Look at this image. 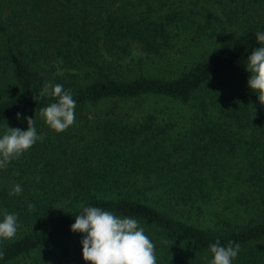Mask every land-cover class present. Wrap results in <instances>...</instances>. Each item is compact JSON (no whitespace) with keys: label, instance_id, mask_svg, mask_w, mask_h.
Masks as SVG:
<instances>
[{"label":"trees","instance_id":"trees-1","mask_svg":"<svg viewBox=\"0 0 264 264\" xmlns=\"http://www.w3.org/2000/svg\"><path fill=\"white\" fill-rule=\"evenodd\" d=\"M101 1L116 4L0 0V77L14 84L10 95L0 99V129L13 124L26 130L23 117H32L37 134L44 137L0 168V221L7 211L17 214L19 224L14 238L0 239V264H18L26 257L31 262L24 264H90L82 256V233L71 230L81 205L136 219L155 244L157 264H196L193 250H205L211 260L209 245L217 240L221 246L229 241L240 245L232 264H264L258 251L244 249L264 240V215L238 229L224 225L211 230L141 198L150 191L169 211L203 210L206 199L223 185V175L233 173L230 157L245 143L250 166L243 180L255 185L259 196L235 198L259 208L264 204V105L258 93L252 91L246 98L243 90L224 91L219 85L204 90L213 78L246 60L255 47L264 46L256 39L257 32H264V0H245L249 8L244 9L259 18V25L221 43L173 78L143 72L130 78L112 76L106 57L122 59L133 46L147 56L162 55L187 29L185 9L172 5L159 11L147 3L135 15L128 12L126 0L115 8L97 9ZM203 10L202 20L192 22V27L197 22L194 37L216 19L210 8ZM49 82L62 84L76 101L75 123L60 133L40 116L41 108L55 102L41 95ZM197 94L188 139L172 144H167L166 124H158L153 114L138 118L121 103L158 95L188 104ZM110 100L114 102L93 116L84 109ZM15 184L23 190L10 196ZM29 205L34 207L30 210Z\"/></svg>","mask_w":264,"mask_h":264},{"label":"rangeland","instance_id":"rangeland-1","mask_svg":"<svg viewBox=\"0 0 264 264\" xmlns=\"http://www.w3.org/2000/svg\"><path fill=\"white\" fill-rule=\"evenodd\" d=\"M113 1L116 4L112 5L110 3L111 5H108L109 2L104 3L101 1L97 9L100 7L107 8V6L109 8H115L119 6V2H123L124 0H111V2ZM126 2L130 8L128 12H133L135 15L138 14L137 10L142 11V9H145L148 6L147 3L153 4L156 8H159V11L166 10L168 6L178 5L184 8L188 15L185 21L187 29L184 28L181 36L176 35L173 39L172 47L165 49L163 54L159 56H147L138 46H133L122 59L106 54L108 55L106 57L107 60L113 66L110 70L112 76L130 78L143 72L153 77H176L194 62L211 55L221 43L261 23L259 18L253 15L251 11L244 9L249 8L245 0H133L134 5H139H137V8L135 6L133 7L131 1L126 0ZM204 8H210L214 16H216V19H214L212 27H208L205 33L194 37V28L197 22L194 24V27H192V22L195 19L202 20L199 12H203ZM192 37L194 38L193 40ZM246 60L238 63L228 72L213 78L204 90L210 91L219 85L224 91L243 90L247 93L245 94L246 98H249L252 90L247 84L250 73L246 70ZM11 82L10 79L3 81L0 77V99L8 97L13 91L14 84ZM198 101V94L188 104L179 103L166 96L154 95L124 100L121 103L130 109L132 114L138 118L147 114H153L157 117L158 124L163 126L166 124L165 136L167 137V144H172L181 141L186 142L188 139V128L190 127L191 119L195 116L196 103ZM112 102L114 101L110 100L96 104H87L84 106V109L93 116ZM210 113L214 116L215 109L213 106ZM8 126L14 128L13 124L6 125L3 129H0V135H3ZM242 134H244L243 138L245 139L247 134ZM241 147L242 149L230 157V162L234 166L233 173L226 176L223 175V185L219 186L217 188L218 190L206 199L207 201L204 203L203 210L197 208L190 210L185 208L183 210L184 208L177 207L179 211H169L159 195L153 194L150 191H145L144 193L146 195H143L141 198L171 216L176 215L175 217L184 219L201 228L218 230L224 225H231V227L237 229L244 227L251 220L264 215V204H260L259 208L244 203L242 204L238 201V198H235V196L241 197V195H246V198L251 199L256 194L258 195L256 186L253 184L250 185L243 180L244 173H246L250 166V158L245 155L247 145L242 143ZM237 178L242 179L246 184L236 183L237 181L235 179ZM84 235L82 233L79 238H82ZM251 248L258 251L263 256L262 258H264V240L256 244H251L244 249L249 250ZM192 256L195 258L196 264H210V256L205 250H193ZM25 261L31 262L30 258L26 257L20 259L18 264H24Z\"/></svg>","mask_w":264,"mask_h":264},{"label":"clouds","instance_id":"clouds-1","mask_svg":"<svg viewBox=\"0 0 264 264\" xmlns=\"http://www.w3.org/2000/svg\"><path fill=\"white\" fill-rule=\"evenodd\" d=\"M256 39L264 45V32H257ZM246 70L250 73L248 86L258 93L259 102L264 105V46L253 49L247 57ZM41 95L55 98V102L40 109V116L51 129L60 133L75 123L76 101L70 90H65L62 84L49 82L42 88ZM17 118H21L20 113ZM23 118L27 120L26 130L8 126L0 135V168H6L9 162L18 160L38 140L44 139L43 135L37 134L34 118ZM22 190L20 184H15L9 195H18ZM33 207L29 205L30 210ZM81 207L83 210L75 216L71 230L85 234L81 240L85 261L90 264H157L155 244L136 219L118 216L99 207ZM18 227L17 214L5 211L0 221V239L14 238ZM209 248L212 253L210 264H232L240 251V245L233 241L221 246L217 240Z\"/></svg>","mask_w":264,"mask_h":264}]
</instances>
